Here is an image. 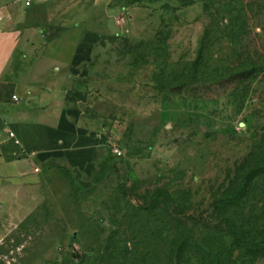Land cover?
<instances>
[{"label": "rangeland", "instance_id": "1", "mask_svg": "<svg viewBox=\"0 0 264 264\" xmlns=\"http://www.w3.org/2000/svg\"><path fill=\"white\" fill-rule=\"evenodd\" d=\"M106 2L115 30L73 33L76 52L90 40V157L10 196L0 264H264L218 236L209 206L264 143V0ZM244 203L260 229L264 176Z\"/></svg>", "mask_w": 264, "mask_h": 264}, {"label": "crops", "instance_id": "2", "mask_svg": "<svg viewBox=\"0 0 264 264\" xmlns=\"http://www.w3.org/2000/svg\"><path fill=\"white\" fill-rule=\"evenodd\" d=\"M106 1L33 0L26 6L0 0L1 212L11 195L41 187L54 165L90 157L93 142L84 125L90 116L82 111L87 84L77 77L90 40L80 38L86 51L76 52L73 33L90 31L93 22L99 38L115 30Z\"/></svg>", "mask_w": 264, "mask_h": 264}, {"label": "trees", "instance_id": "3", "mask_svg": "<svg viewBox=\"0 0 264 264\" xmlns=\"http://www.w3.org/2000/svg\"><path fill=\"white\" fill-rule=\"evenodd\" d=\"M262 147H264V143H258L252 151V155L248 157L250 166L239 168L231 180L228 179V182L215 192H209L211 216L215 220L213 227L218 230V236L228 240L233 249H243L248 254L259 256H264V224H261L260 229L257 225L246 224L244 220L246 208H243L246 203L243 204V202L253 189L254 181L264 176V150L261 149ZM181 193L182 197H187L190 202L189 192L182 190ZM177 196H179V192ZM161 197V195L154 194L153 200L159 201ZM163 202L169 204L165 199ZM247 207L250 211H254L256 208L254 205ZM186 219L190 220L189 216L182 213V222H185ZM64 264H68V262Z\"/></svg>", "mask_w": 264, "mask_h": 264}, {"label": "built area", "instance_id": "4", "mask_svg": "<svg viewBox=\"0 0 264 264\" xmlns=\"http://www.w3.org/2000/svg\"><path fill=\"white\" fill-rule=\"evenodd\" d=\"M32 1L33 0H24V3H25L26 6H28V5H30L32 3ZM3 17H4L3 9L0 7V22H2ZM12 99L16 100L17 98H16V96H12ZM9 136L13 139V142H14L15 146H20V144H21L20 140L15 137L13 132H9ZM115 152L120 154L118 150H115ZM35 170L38 171V169H35ZM0 212H1V206H0Z\"/></svg>", "mask_w": 264, "mask_h": 264}]
</instances>
